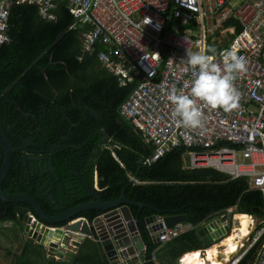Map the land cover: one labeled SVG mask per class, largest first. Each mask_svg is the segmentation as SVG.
Masks as SVG:
<instances>
[{
	"label": "trees",
	"instance_id": "trees-1",
	"mask_svg": "<svg viewBox=\"0 0 264 264\" xmlns=\"http://www.w3.org/2000/svg\"><path fill=\"white\" fill-rule=\"evenodd\" d=\"M38 9L26 3L13 4L9 11V42L0 46V125L13 128L9 137L14 147L21 142L14 134L28 140L37 136L46 157L27 160L24 166L22 153L16 152L4 183L5 192L31 194L48 216H58L88 203L92 198L87 196L85 187L87 184L92 187L93 183L91 179L87 183L84 174L89 172L93 176L96 170L101 178L106 176L102 168L96 169L94 159L96 137L104 130L111 139L105 137L99 158L104 157L106 163L117 167L122 159L121 147H116L115 141L131 150L126 156V170L114 174L110 169L113 181L98 193L104 201L118 200L124 192L129 200L154 206L166 215L185 214L194 226L230 208H236L234 213L238 214L264 216L261 190H251L247 178L233 180L211 168L185 169L184 157L189 152L185 146L177 147L155 163L140 165L139 160L150 158L155 149L145 142L141 129L123 116L121 110L136 90L138 79L120 86L117 77L103 69L100 55L114 53V45L97 42L94 52L84 55V34L91 26L74 18L67 1L58 4L55 20L43 18ZM112 59L116 57L113 55ZM45 125L49 136L39 131ZM62 143L63 147L52 151ZM3 160L0 142V169ZM41 170L47 172L46 178L41 176ZM133 177H138L139 183L132 182ZM46 183L49 184L45 186ZM42 187L45 190L40 192ZM49 187L55 204L44 195ZM154 208L130 206L147 247L145 264H154L151 262L154 255L162 264H180L188 254L205 250L196 230L170 243L157 244L146 222L159 213ZM24 209L31 210L26 204L0 199V223L21 226L19 215ZM99 214L90 210L78 217L92 221ZM25 247L28 253L33 245L26 242ZM263 253L264 236L239 264H257ZM24 254L19 256L17 264L27 262ZM44 261L52 264L45 258ZM101 264L109 263L102 260Z\"/></svg>",
	"mask_w": 264,
	"mask_h": 264
},
{
	"label": "built area",
	"instance_id": "built-area-1",
	"mask_svg": "<svg viewBox=\"0 0 264 264\" xmlns=\"http://www.w3.org/2000/svg\"><path fill=\"white\" fill-rule=\"evenodd\" d=\"M61 1L0 0V46L9 42L8 17L13 4L36 5L40 16L55 20ZM65 1L78 22L91 26L84 34V54L93 53L97 42L114 45V53L100 55L103 66L116 74L121 86L138 78L136 90L121 110L154 147L148 163L185 146L193 167L213 168L233 180L247 178L264 193V0ZM209 48L216 49L218 64H222L219 54L228 49L247 61V72L234 82L240 107L231 113L204 108V127H177L169 95L172 89L190 92L195 76L187 64V50ZM148 228L160 244L184 232V227L170 228L161 217ZM65 232L85 239L81 233ZM263 236L264 221L248 242L237 246L241 249L228 264H239ZM151 262L162 264L157 255ZM257 264H264V253Z\"/></svg>",
	"mask_w": 264,
	"mask_h": 264
},
{
	"label": "water",
	"instance_id": "water-1",
	"mask_svg": "<svg viewBox=\"0 0 264 264\" xmlns=\"http://www.w3.org/2000/svg\"><path fill=\"white\" fill-rule=\"evenodd\" d=\"M90 113L94 115L92 111ZM11 132H13L12 127L5 129L0 125V142L4 150V160L0 169V199L8 203L26 204L31 208V210L24 209L19 215L20 227L26 235L28 243L37 244L48 250L50 261L55 262V258L72 259L73 247L80 249L84 239L78 238L74 233L66 234L65 230L69 229L81 233L86 238L96 239L102 247L103 254L112 262L145 264L147 247L137 227L138 219L133 216L130 206L145 208L146 204L129 200L124 192L118 200L106 202L98 192L86 186L87 196L92 200L58 216H48L38 200L29 193L9 194L5 192L4 183L12 170L14 154L22 150L25 145L30 146L28 142L23 141L21 146L14 147L13 141L9 137ZM29 159L38 160L39 158ZM26 160L24 166L27 165ZM96 176L99 182V173H96ZM48 184L46 183L45 186ZM44 190L45 187H42L40 192ZM50 191L51 187L46 190L44 195L48 196L52 204H55V199ZM90 210H97L100 214L92 221L85 217H78L82 212ZM156 218L157 216H153L147 219V224ZM188 221L187 215L165 217V222L170 228ZM228 232L229 229L226 227L217 228L216 225L210 224L201 229L199 234L205 245L211 246L213 242L220 240ZM156 243L160 244V241L156 240Z\"/></svg>",
	"mask_w": 264,
	"mask_h": 264
},
{
	"label": "clouds",
	"instance_id": "clouds-1",
	"mask_svg": "<svg viewBox=\"0 0 264 264\" xmlns=\"http://www.w3.org/2000/svg\"><path fill=\"white\" fill-rule=\"evenodd\" d=\"M216 55L217 51L215 48L195 52L187 50V64L193 70L195 76L190 87V92L186 94L183 91L172 89L169 95V100L174 105L172 115L176 120L177 127L190 129L204 127L206 122L204 108L211 110L219 109L224 113H231L240 107V92L235 87L234 82L238 75L247 72V61L231 49L224 50L219 54L222 58V64L215 62ZM103 68L110 74H113L104 66ZM114 75L116 76V74ZM108 137L110 138L109 134ZM94 172V176H96L95 174L98 172L96 170ZM95 179L97 181V176ZM92 187L94 188V185ZM74 248L76 247H73V250H75ZM183 259L180 260V264L183 263Z\"/></svg>",
	"mask_w": 264,
	"mask_h": 264
},
{
	"label": "crops",
	"instance_id": "crops-1",
	"mask_svg": "<svg viewBox=\"0 0 264 264\" xmlns=\"http://www.w3.org/2000/svg\"><path fill=\"white\" fill-rule=\"evenodd\" d=\"M135 81L136 80H133L131 82V84L134 83ZM103 133H105V131L104 130H100V134L104 135ZM119 146L121 147V149L124 148L121 151H124L126 154H124L123 157L120 154V157L122 159V163H120V165L117 166V167H119V172H116V170H114V174H117V173L119 174L120 172L126 170V164H125L126 163L125 162L126 157L124 159V156H128V154L131 153V150L128 149V148H126L124 145H121V143H119ZM153 155H151L150 158H148L146 160H143V162H141L142 159H140L139 160V164L140 165L143 164V163L145 165L146 164H151V163H148V161L151 159V157H153ZM184 162H185V167L184 168L187 169V170L200 169V168L193 167L192 161H191V156L189 155V152H188V154L185 155ZM102 163H103V160H102ZM104 165H103L102 170L105 169V170H103V172L105 173L106 176L104 178H101L100 177L101 180L99 182L98 181H95L94 182V188L93 187H90V189L93 190V191L95 190L96 192H99L100 190H103V189L109 187V185L113 181L112 178H114V176H113V173H110V169L111 168L108 167L106 164H104ZM211 169H213V168H211ZM218 172H221V171H218ZM109 177H111V178H109ZM133 181H135L134 183H139V178L138 177H133L132 178V182ZM149 183H154V182H149ZM88 185H90V184H87L86 186H88ZM250 186H251V190H256V188H254L251 183H250ZM146 206L153 207L154 208V206H151V205H147L146 204ZM154 209L157 212H159V213H157L156 215H154V216H157V218L154 221H151V223L157 222V220L160 217L165 219V217H170V216L171 217H176V216L185 215V214H180V213L166 215L165 213H162L161 210H159L157 208H154ZM235 210H236V208L226 209V210H224V212L222 214L218 213L212 219H209V220H207V221H205L202 224H199L197 226L196 225L194 226L193 224L189 223V221H188V222H185V223L184 222L183 223H179L175 227H178L180 229H181V227L182 228L184 227L183 228L184 229V232L180 236H182L184 233H189V232H192V231H195V230L199 234V231L201 229L206 228L210 224L216 225L217 228H220V227H223V226L226 227L225 224H224L225 218H223V217L227 215L228 216V220L231 222V224L228 226V229H229L228 234L222 236V238L220 240H217V241L213 242L211 244V246H206L205 243H204V241H203V239L201 238L202 241H203V244H204V246L206 248H205V250H201L199 252H201V254L203 255V257L206 258V256H208L209 251L212 248L217 247L218 248V253H219L218 256H217V262L219 263V261L221 262L223 260H226V257L224 255V253L227 250V247L224 244L226 242H228L227 239H229V236H231V234H233L234 231H236V229L239 228L238 225H239L240 221L237 220V217L239 215H242V214L234 213ZM246 215H249V214H246ZM249 216H251L254 219L253 220V223L251 225V228H255L258 225L261 226L262 221L264 219V216H258V215H249ZM151 217H153V216H151ZM150 218H148V219H150ZM9 224L13 226V223H10V222H8L6 226H8ZM148 225L149 224H147V226ZM17 226L21 230V233H19L16 230V232H17V245H16V247L17 248H15L14 245H12L11 248H6L5 246L3 247L2 246V244H3L2 241L3 240H1V238H0V264H17V261H18L19 256L20 255L22 256L24 253H25L24 255L27 254V256H26V261L27 262L25 264H45L44 258L46 260H49L47 258L48 257V250H46L45 248H42L41 246H39L37 244H34L33 245V248L32 249H29V252L26 253L25 252V250H26L25 243L26 242L28 243V241H27L26 235L24 234L23 230L20 228L19 225H17ZM6 230L7 229L4 230V233L8 236V232H5ZM149 231H150V229H149ZM150 233H151V235H153V231H150ZM180 236H179V238H180ZM242 240H243V238L238 243H236L237 246L241 245L244 242H248L249 236H246V238H244V240H243L244 242ZM19 243L24 244V246L19 247ZM74 249H76V248H74ZM9 251H11V253ZM195 253H197V252H195ZM71 254H72L73 258L72 259L69 258V260H67V259L61 260V259L55 258L56 259L55 262L50 261V260L49 261L52 264H101L102 263V260H103L104 262H108L109 264H123L122 262H112V261H110L103 254L102 247L100 246L99 242L96 239H94V238H86L85 240H83L82 247L80 249L72 250L71 251ZM191 254H194V253H191ZM191 254H188V255H191ZM1 256L3 257V259H1ZM79 256L81 257L80 260H78V257Z\"/></svg>",
	"mask_w": 264,
	"mask_h": 264
},
{
	"label": "bare ground",
	"instance_id": "bare-ground-1",
	"mask_svg": "<svg viewBox=\"0 0 264 264\" xmlns=\"http://www.w3.org/2000/svg\"><path fill=\"white\" fill-rule=\"evenodd\" d=\"M115 146L120 147L119 142L115 141ZM237 220L240 221L239 228L236 229V231H234V233L231 234V236H229V239H227L228 242L224 244L227 247V250L225 252L226 260H223L221 262L219 261V263L217 262V256L219 253H218V248L214 247L209 251L208 256H206V258L202 257L201 252H197L186 256L183 264H228L233 259V258L229 259V257L233 256V254H236V252L239 251V249H241V248L237 249L236 243H238L242 238L244 240L246 236H249L254 231V228H251V225L254 220L251 216L242 214L237 217Z\"/></svg>",
	"mask_w": 264,
	"mask_h": 264
},
{
	"label": "rangeland",
	"instance_id": "rangeland-1",
	"mask_svg": "<svg viewBox=\"0 0 264 264\" xmlns=\"http://www.w3.org/2000/svg\"><path fill=\"white\" fill-rule=\"evenodd\" d=\"M104 135H102V134H100V132L98 133V135H97V137H96V147H95V149H96V151H97V153L95 154V158H96V169H100V168H103V165L104 164H106L108 167H110L111 169H113V170H116V172H119V167H114L112 164H110V163H106V159L104 158V157H101V158H99V154H100V150L102 149V145H103V142L104 141H106V140H104L105 139V137L106 136H108L106 133H103ZM110 139V138H109ZM124 148H122L121 150H123ZM120 154H121V156H122V154L124 155V154H126L124 151H120ZM123 157V156H122ZM125 157L126 156H124V159H125ZM98 158V159H97ZM102 160H103V163H102ZM110 165H112V166H110ZM105 166V165H104ZM103 170H105V169H103ZM111 171V170H110ZM96 175V174H95ZM114 175V174H113ZM95 181H96V179H95ZM263 221H264V219H263ZM262 221V222H263ZM238 223V222H237ZM7 225V223H4V224H1L0 223V238H1V240H3L2 242H3V244H2V246L4 247H6V248H11V246L12 245H14L15 246V248H17L16 247V245H17V232H16V230L19 232V233H21V230L19 229V227L16 225V224H13V226L12 225H8V226H6ZM6 226V227H5ZM239 226V225H238ZM259 226V225H258ZM258 226H256L255 228H254V231L252 232V233H255V230L258 228ZM21 228V227H20ZM5 229H7L5 232H8V236L4 233V230ZM5 238V239H4ZM248 245L249 244H246V247H244V250H246L247 249V247H248ZM22 246H24V244H22V243H19V247H22ZM240 250V249H239ZM243 250V251H244ZM226 252V251H225ZM226 253H224V255H225ZM235 254H233V256H234ZM227 256V255H226ZM233 256H231V257H229V259H231ZM1 259H3V257L1 256ZM228 259V260H229Z\"/></svg>",
	"mask_w": 264,
	"mask_h": 264
},
{
	"label": "flooded vegetation",
	"instance_id": "flooded-vegetation-1",
	"mask_svg": "<svg viewBox=\"0 0 264 264\" xmlns=\"http://www.w3.org/2000/svg\"><path fill=\"white\" fill-rule=\"evenodd\" d=\"M13 127H14V126H13ZM39 131H45V136H49V134L46 132V131H48V130H47V125H45V128H42V127H41V129H40ZM11 133H12V132H11ZM29 133H30L31 135H34V132H32V131H29ZM13 136H14V138L21 139V142L19 143L18 146H21L23 141L28 142L29 145H30V146L25 145V147H24L22 150L18 151V152H21L22 155H23V162L25 161V159L30 160L29 158H39V159H40V158H44V157H46V151H45L43 148H41L40 143H39L38 141H36L37 136H33V137L30 138L29 140L26 139V138H24V137H22V136H19V135H17V134H14ZM60 147H63V143H62V145H58V146L54 147L52 151H55V150H57V149H60ZM93 157H94V156H93ZM94 159H95V157H94ZM27 160H26V161H27ZM34 162H37V161H34ZM0 163H1V162H0ZM38 165H39V163H38ZM39 167H40V165H39ZM40 168H41V167H40ZM41 171L43 172V170H41ZM46 173H47V172H43V173L41 174V176H42L43 178H46ZM94 173H95V172H94ZM94 173H93V176H90L89 172H88V173L86 172V173L84 174V176H87V183H88V182L90 181V179H91V180H92V183H93V185H94V179H95V177H96V176H94ZM88 174H89V175H88ZM87 183H86V184H87ZM223 218H225V220H224V224H225L226 228H228V226L231 224V222L228 220V216H227V215L224 216ZM223 227H224V226H223ZM139 233H140V232H139Z\"/></svg>",
	"mask_w": 264,
	"mask_h": 264
}]
</instances>
